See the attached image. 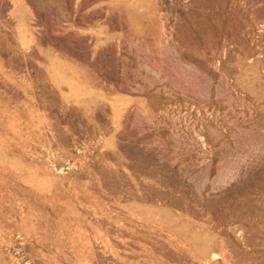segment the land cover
Listing matches in <instances>:
<instances>
[{
  "label": "rangeland",
  "instance_id": "rangeland-1",
  "mask_svg": "<svg viewBox=\"0 0 264 264\" xmlns=\"http://www.w3.org/2000/svg\"><path fill=\"white\" fill-rule=\"evenodd\" d=\"M0 264H264V0H0Z\"/></svg>",
  "mask_w": 264,
  "mask_h": 264
}]
</instances>
